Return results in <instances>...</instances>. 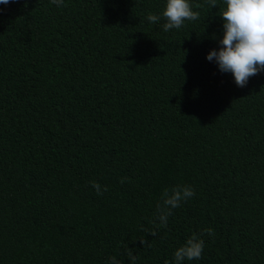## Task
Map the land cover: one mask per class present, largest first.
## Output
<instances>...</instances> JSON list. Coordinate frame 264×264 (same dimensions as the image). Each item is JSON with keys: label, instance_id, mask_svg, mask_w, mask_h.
<instances>
[{"label": "trees", "instance_id": "trees-1", "mask_svg": "<svg viewBox=\"0 0 264 264\" xmlns=\"http://www.w3.org/2000/svg\"><path fill=\"white\" fill-rule=\"evenodd\" d=\"M190 2L168 32L166 0L0 4V264H175L193 233L183 264H264V71L207 60L220 0ZM176 185L195 195L161 227Z\"/></svg>", "mask_w": 264, "mask_h": 264}, {"label": "clouds", "instance_id": "clouds-1", "mask_svg": "<svg viewBox=\"0 0 264 264\" xmlns=\"http://www.w3.org/2000/svg\"><path fill=\"white\" fill-rule=\"evenodd\" d=\"M14 0H0V4H8ZM57 7L64 6V0H50ZM213 6H218L217 0H208ZM27 4V0H25ZM201 7L200 4L196 8ZM219 16L222 18L223 35L219 40V48H213L207 53V60L215 61L219 70L231 73L238 87L247 85L252 76L264 71V0H220ZM200 18V13L193 9L190 0H166L162 12L157 15L149 13L147 20L150 23H158L161 19L163 31L181 29L186 21H195ZM124 183V178L121 179ZM97 195H103L108 191L107 186H102L97 181H91ZM195 195L190 185H176L165 188L161 193V201L157 204V219L159 226L167 227L168 217L172 210L179 208L182 202ZM204 232L212 236L211 228ZM156 233L150 232V235ZM203 234L193 233L174 252L175 264H183L185 260H199L204 250ZM143 245L146 240L141 239ZM126 255L132 264L137 257L131 248H127ZM111 264H121L115 257H111ZM165 264H168L165 261Z\"/></svg>", "mask_w": 264, "mask_h": 264}]
</instances>
